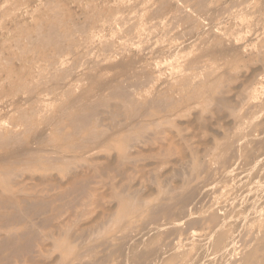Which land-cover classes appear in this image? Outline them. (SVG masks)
<instances>
[{
	"label": "rangeland",
	"instance_id": "obj_1",
	"mask_svg": "<svg viewBox=\"0 0 264 264\" xmlns=\"http://www.w3.org/2000/svg\"><path fill=\"white\" fill-rule=\"evenodd\" d=\"M59 18L54 67L53 48L19 41ZM126 89L148 101L138 116ZM81 107L95 144L63 138ZM252 122L264 129V0H0V264L240 263L264 225V188L249 189L264 159L253 169V137L233 142ZM222 206L240 212L233 253L214 245Z\"/></svg>",
	"mask_w": 264,
	"mask_h": 264
},
{
	"label": "bare ground",
	"instance_id": "obj_2",
	"mask_svg": "<svg viewBox=\"0 0 264 264\" xmlns=\"http://www.w3.org/2000/svg\"><path fill=\"white\" fill-rule=\"evenodd\" d=\"M166 2V1H165ZM161 7V6H160ZM159 7V8H160ZM163 7V6H162ZM52 9V8H51ZM147 9H148V7H147ZM95 10V9H94ZM155 10H157V8L155 9ZM184 12V11H183ZM53 13V12H52ZM186 14H188L189 15V13H186ZM56 16V15H55ZM185 16H187V15H185ZM180 18H181V16H179ZM188 17V16H187ZM176 18H177V16H176ZM179 18V19H180ZM189 18V17H188ZM174 21V20H173ZM176 22V21H175ZM190 23V22H189ZM188 23V24H189ZM193 23H194V21H193ZM192 23V24H193ZM191 24V23H190ZM48 25V27L47 28H44V26L43 25H41V24H37L36 25V27H35V32H38L39 34H40V36H41V40H40V42H39V44H35L33 41H32V39H31V37H32V34L31 33H25L24 35H23V37H22V39L19 41V42H21V43H23L25 46H26V48H27V50H35V48L36 47H38V46H41V47H44V46H47V47H51V48H53L54 49V55H51V53L50 52H44V53H42V51H41V56H42V58H43V60L44 61H46V62H48V64L50 65V66H54V67H56L57 66V61L55 60V58H56V56L58 55V54H56L57 52H61L62 50H63V48H65V45H64V42H65V39H66V37L67 36H69L71 33H70V30L68 29V24H67V22H65V21H63L62 19H57V21H54V22H51V23H48L47 24ZM126 25V24H125ZM87 26V25H86ZM86 29H87V27H86ZM214 47H215V51H213L214 52V54H215V57L216 58H228V57H231L232 58V60L234 61V60H237L238 59V57H237V55H236V53H234L233 51H231L230 50V45H225V44H223V41L222 40H215L214 41ZM213 47V48H214ZM59 56V55H58ZM73 70V69H72ZM83 70V69H82ZM50 71V70H49ZM213 71H215V70H213ZM67 72H69V71H65L64 72V74H66ZM73 72V71H72ZM71 72V73H72ZM75 75V74H74ZM75 77V76H74ZM113 77V76H112ZM114 78V77H113ZM112 78V79H113ZM118 78V77H117ZM116 77H115V79H117ZM95 79V78H94ZM110 79V78H109ZM109 79H108V81H109ZM111 79V80H112ZM138 79V78H137ZM96 80V79H95ZM107 81V80H106ZM139 82H140V80H138ZM137 81V83H139ZM143 82H144V80H143ZM142 82V83H143ZM57 83V82H56ZM59 83V82H58ZM62 83V82H61ZM68 83V82H67ZM67 83H66V85H67ZM91 83V82H90ZM104 83H105V81H104ZM111 82H109V84H110ZM115 83H116V81H115ZM134 83V82H133ZM25 84V83H24ZM50 84H52V83H50ZM106 84H108V82L106 83ZM135 84V83H134ZM140 84H141V82H140ZM123 85V84H122ZM128 85H130V84H128ZM128 85L127 86H125L124 85V87H128ZM132 85V84H131ZM139 85V84H138ZM20 86H24V88H26L27 89V85H26V87H25V85H20ZM49 86V85H48ZM101 86V85H100ZM105 86V85H104ZM103 86V87H104ZM120 86V85H119ZM133 86H135V85H133ZM47 87V86H46ZM89 87V86H88ZM102 87V86H101ZM123 87V88H124ZM130 87V86H129ZM105 88V87H104ZM23 89V88H22ZM42 89V88H41ZM40 89V90H41ZM43 89H44V87H43ZM100 89V88H99ZM113 90V89H112ZM127 90V89H126ZM130 90V89H129ZM38 91V90H37ZM114 91V90H113ZM115 91H117V89L115 90ZM119 92V91H118ZM122 92H124V94L123 93H121V94H123L124 95V99H125V104H126V106H127V108L130 110V112H133V117H135V116H138V113H139V111H138V109H141L142 108V106L146 103V102H148V101H145L144 103H140L139 101H135L133 98H131V95H129L128 93H131L130 91H124V90H122ZM84 93V92H83ZM120 94V95H121ZM165 99H167V100H170L171 99V97H165ZM89 100V99H88ZM150 100V99H149ZM75 101H77V100H75ZM90 101V100H89ZM87 101H85V103H86ZM80 103V102H79ZM83 103V102H82ZM84 104V103H83ZM87 104H89L88 102H87ZM73 105V104H72ZM74 105H76L75 103H74ZM77 105H79V104H77ZM66 109V108H65ZM64 109V110H65ZM34 110V109H33ZM32 110V111H33ZM90 111H91V107H81L80 108V110L79 111H77V112H75V113H70L69 115H67V119H66V121H67V123L70 125V126H72L73 128H74V132L72 133V134H68V135H66L65 136V134L63 135V138L65 139V140H67V141H74L76 138H79V137H81V139H82V143H90V144H95L96 142H98L101 138H102V136L104 135L103 134V132H100V131H97V129H96V126L95 125H92V126H90L89 125V123H88V121H89V114H90ZM250 112H252V111H250ZM33 113H34V111H33ZM32 113V114H33ZM57 117H59V116H57ZM21 119H23L25 122H29L31 119H32V116H30V115H27V114H25V113H23L22 115H21ZM20 120V119H19ZM22 120V121H23ZM59 122V121H58ZM23 124H24V122H23ZM255 125L256 124H254L253 122H252V125H249V126H245V127H243L244 129H246V130H244V132H241V133H239V135L237 136V139L235 138V141H233L234 142V149H235V151L237 152H239V150H240V147L239 146H237V141L238 140H240L243 136H245V135H249V136H251V137H253L252 138V140H251V142H249V143H247V144H245L244 145V150L245 151H247V153H248V155L249 156H252L254 159H255V165H254V163H253V169H254V167H255V169H256V167H258V164L259 163H261L263 160L262 159H264V129H257V128H255ZM264 127V126H263ZM58 129H57V131L59 130V132H60V130H62V127L60 128V127H57ZM239 128V127H238ZM104 131V130H103ZM238 131V130H237ZM242 133H244V134H242ZM40 134V133H39ZM39 134H37V135H39ZM41 134H42V132H41ZM40 134V135H41ZM12 135H15V137H17L16 136V134H12ZM12 135H9V137L10 136H12ZM36 135V136H37ZM35 136V137H36ZM43 136V135H42ZM41 136V137H42ZM15 137H10L11 139L12 138H15ZM37 137H39V136H37ZM4 138V140L6 139V140H8V137L6 136V138L3 136L2 137V139ZM9 138V139H10ZM46 138V137H45ZM50 141V140H49ZM34 143V142H33ZM32 148H34L33 147V144H32V146H31ZM36 147H38V146H36ZM35 147V148H36ZM40 148V147H39ZM235 152V153H236ZM26 153V152H25ZM26 155V154H25ZM239 155V154H238ZM46 157V156H45ZM243 158V157H242ZM228 160V159H227ZM226 161V160H225ZM247 167V169H248V167L249 166H246ZM246 167H244V168H246ZM252 167V166H251ZM261 168H263L262 166L260 167V169ZM246 169V170H247ZM252 169V170H253ZM249 170H251V169H249ZM247 172V171H246ZM262 172H263V170H262ZM248 173V172H247ZM251 173V172H250ZM261 173V172H260ZM246 175V174H245ZM248 175V174H247ZM259 177H260V175H259ZM259 177H258V179H259ZM215 179V178H214ZM239 179V178H238ZM255 180H257V179H255ZM261 181H262V179H261ZM264 182V181H263ZM217 183V182H216ZM215 184V183H214ZM218 184V183H217ZM240 184H243L244 186H247V185H251L252 183L251 182H248V177L246 178V180H244V181H242V183H240ZM209 186H211V185H209ZM200 187V186H199ZM209 188V187H208ZM264 188V185L263 184H261V183H258V182H255V183H253L252 184V186H249V189H251L252 190V192H256V191H258V190H261V189H263ZM200 189V188H199ZM207 189V188H206ZM210 189H211V187H210ZM209 189V190H210ZM243 189V188H242ZM212 190H213V186H212ZM218 190V189H217ZM196 191V190H195ZM202 191V190H201ZM204 191H206V190H204ZM240 191V190H239ZM247 192V191H246ZM251 192V193H252ZM262 192H263V190H262ZM248 193H250V191L248 192ZM251 193H250V195H251ZM245 194V193H244ZM246 195V194H245ZM194 196V195H193ZM217 196H218V194H217ZM242 196V195H241ZM248 196H249V194H248ZM187 197V196H186ZM184 198V201H182L181 203L183 204V206L181 207V208H183L184 206H185V204H186V200H187V198ZM196 197V196H195ZM239 197V196H238ZM244 197H246V196H244ZM210 198V197H209ZM237 199V198H236ZM247 199V198H246ZM200 200V199H199ZM233 200V199H232ZM231 200V201H232ZM244 200V199H243ZM234 201V200H233ZM197 203V202H196ZM199 203V202H198ZM225 203H226V201H225ZM231 203V202H230ZM233 203V202H232ZM248 203H250L252 206H254V204H258V202H256L255 203V201H254V199L253 200H251V202L249 201V202H246V204H248ZM201 204H202V202H201ZM223 204V203H222ZM224 205V204H223ZM242 205V204H241ZM249 205V204H248ZM251 205H250V207H251ZM164 206V205H163ZM167 206V205H166ZM165 207V206H164ZM161 208H163V207H161ZM253 208V207H252ZM254 208H256V207H254ZM262 208V207H261ZM165 209V208H164ZM190 209V208H189ZM219 209V208H218ZM157 210H159V209H157ZM157 210H154V211H157ZM185 210V209H184ZM248 210H250V208L248 209ZM168 211H169V209H168ZM180 211V210H179ZM256 211V210H255ZM151 212V211H150ZM178 212V211H177ZM186 212V211H185ZM184 212V213H185ZM251 212V211H250ZM153 213V212H152ZM167 213V212H166ZM184 213L182 212V214L184 215ZM187 213V212H186ZM239 210H236V208H232L231 206H222L221 207V209L220 210H217L215 213H214V216L212 217L213 219H211V220H214V223H215V226H216V229L217 230H215L217 233L214 235L215 236V238H214V245L216 246V248L217 249H219V250H222V249H226L228 252H230V253H233L234 252V247H235V238H236V232H239V231H237V229H236V227H235V224H234V222H237V217H240L239 216ZM251 213H253V211L251 212ZM177 214V213H176ZM262 214V213H261ZM182 215V216H183ZM244 215H246V214H244ZM171 216V215H170ZM185 216V215H184ZM261 216V215H260ZM184 218V217H183ZM247 218L248 217H246V221H247ZM181 219V218H180ZM185 220L187 219V218H184ZM240 219V218H239ZM179 220V219H178ZM183 220V219H182ZM249 220V219H248ZM180 221V220H179ZM178 221V222H179ZM244 221V220H243ZM174 222V221H173ZM197 223V222H196ZM243 223V222H242ZM249 223V222H248ZM247 223V224H248ZM179 223H177L176 225H178ZM198 224V223H197ZM244 224H245V221H244ZM172 225H174V223L172 224ZM172 225H170V226H172ZM242 225V224H241ZM152 226V225H151ZM150 226V227H151ZM152 227H154V226H152ZM239 228H241V227H239ZM256 228H257V232H256V234L254 235V237H253V242H252V244H251V246H250V248L245 252V255L241 258V260H240V263H238V264H264V225H262V224H258L257 226H256ZM146 230V229H145ZM147 231L148 230H146L145 231V233H146V236H147ZM149 232H151V231H149ZM261 234H260V233ZM144 233V234H145ZM141 234H143V233H140V235ZM143 234V235H144ZM212 234H214L213 232H212ZM260 234V235H259ZM194 235H195V231H192V237H194ZM146 236H143V238L144 237H146ZM137 237H138V235H137ZM198 237H200V236H198ZM210 237H212V235L210 236ZM210 237H209V239H210ZM202 238V237H201ZM136 239V238H135ZM206 239V238H205ZM133 241V238L132 239H130V241ZM143 240V239H142ZM127 241V240H126ZM132 241L131 242H129V245H131L130 243H132ZM125 242V241H124ZM123 241H122V245H123V243H124ZM128 242V241H127ZM127 242L125 243V244H127ZM134 242V241H133ZM133 244V243H132ZM140 245V244H139ZM240 245V244H239ZM132 246V245H131ZM140 246H142V245H140ZM140 246H139V248H140ZM122 247V246H121ZM138 247V246H137ZM132 248V247H131ZM139 248H135L134 249V251L133 252H135L137 249H139ZM175 248V247H174ZM129 251H130V248H129V246H128V248H127ZM168 250V249H167ZM138 251V250H137ZM160 251V250H159ZM170 251V250H169ZM225 251V250H224ZM128 252V251H127ZM132 252V253H133ZM141 252V251H140ZM128 254V253H127ZM142 254V256H143V253H141ZM158 254V253H157ZM164 254H167V253H164ZM129 255V254H128ZM134 255H135V253H134ZM146 255V254H145ZM130 256H131V254H130ZM139 256H140V253H139ZM213 256V255H212ZM232 256V255H231ZM162 258V257H161ZM207 259V258H206ZM230 259H232V258H230ZM154 260V259H153ZM198 260H200V259H198ZM203 260H205L204 258H203ZM220 260V259H219ZM155 261V260H154ZM172 262V259H170L169 260V263H171ZM203 262V261H202Z\"/></svg>",
	"mask_w": 264,
	"mask_h": 264
}]
</instances>
